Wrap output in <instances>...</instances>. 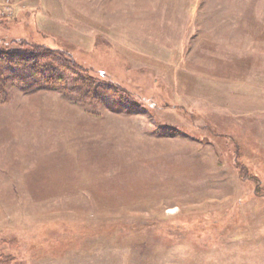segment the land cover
<instances>
[{"label": "rangeland", "instance_id": "rangeland-1", "mask_svg": "<svg viewBox=\"0 0 264 264\" xmlns=\"http://www.w3.org/2000/svg\"><path fill=\"white\" fill-rule=\"evenodd\" d=\"M0 50L92 84L5 78L0 264H264V0H0Z\"/></svg>", "mask_w": 264, "mask_h": 264}, {"label": "trees", "instance_id": "trees-1", "mask_svg": "<svg viewBox=\"0 0 264 264\" xmlns=\"http://www.w3.org/2000/svg\"><path fill=\"white\" fill-rule=\"evenodd\" d=\"M56 62H58V65ZM59 68H64L65 71L75 69L73 68V65L67 61V59H63L58 54L55 55L50 51H43L40 53L36 51L34 53L28 52L27 54H24L0 50V95L3 96L6 93V90H4V80L9 76L18 78L16 79L18 80V83L27 89L30 88L31 84L34 85L32 82L33 79H35V76H37L35 80H40V78L43 77L49 79L50 81L60 80L63 76L65 83H69L76 89L79 88L78 90L82 93H87L91 90L92 84L88 83V81H90L88 78L81 77L82 79L80 81L84 80L85 82H83V84L79 87V81H77L78 77L73 79L66 76L64 70L58 71Z\"/></svg>", "mask_w": 264, "mask_h": 264}]
</instances>
